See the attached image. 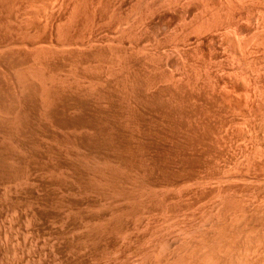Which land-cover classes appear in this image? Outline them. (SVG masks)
Wrapping results in <instances>:
<instances>
[{
	"label": "rangeland",
	"instance_id": "obj_1",
	"mask_svg": "<svg viewBox=\"0 0 264 264\" xmlns=\"http://www.w3.org/2000/svg\"><path fill=\"white\" fill-rule=\"evenodd\" d=\"M0 264H264V0H0Z\"/></svg>",
	"mask_w": 264,
	"mask_h": 264
},
{
	"label": "bare ground",
	"instance_id": "obj_2",
	"mask_svg": "<svg viewBox=\"0 0 264 264\" xmlns=\"http://www.w3.org/2000/svg\"><path fill=\"white\" fill-rule=\"evenodd\" d=\"M63 88V87H62ZM54 89V88H53ZM58 89V88H57ZM57 89H54V90H52V91H55V90H57ZM61 89V88H60ZM63 90V89H62ZM52 91H50V92H52ZM60 91V90H59ZM49 92V93H50ZM58 93H60V92H58ZM61 94V93H60ZM52 95H53V92H52ZM51 97V96H50ZM46 99H48V98H46Z\"/></svg>",
	"mask_w": 264,
	"mask_h": 264
}]
</instances>
